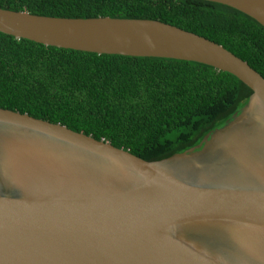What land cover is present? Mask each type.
I'll return each mask as SVG.
<instances>
[{
    "label": "water",
    "instance_id": "95a60500",
    "mask_svg": "<svg viewBox=\"0 0 264 264\" xmlns=\"http://www.w3.org/2000/svg\"><path fill=\"white\" fill-rule=\"evenodd\" d=\"M264 26V0H209ZM0 32L98 54L196 61L252 90L201 143L146 160L0 107V264H264V76L223 45L153 19L0 7Z\"/></svg>",
    "mask_w": 264,
    "mask_h": 264
},
{
    "label": "trees",
    "instance_id": "16d2710c",
    "mask_svg": "<svg viewBox=\"0 0 264 264\" xmlns=\"http://www.w3.org/2000/svg\"><path fill=\"white\" fill-rule=\"evenodd\" d=\"M46 16L141 18L204 36L264 76V26L209 0H0ZM235 75L196 61L98 54L0 32V107L104 139L146 159L184 152L248 102Z\"/></svg>",
    "mask_w": 264,
    "mask_h": 264
}]
</instances>
